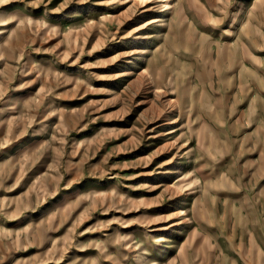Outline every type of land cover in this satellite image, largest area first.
<instances>
[{"label":"rangeland","instance_id":"rangeland-1","mask_svg":"<svg viewBox=\"0 0 264 264\" xmlns=\"http://www.w3.org/2000/svg\"><path fill=\"white\" fill-rule=\"evenodd\" d=\"M0 264H264V0H0Z\"/></svg>","mask_w":264,"mask_h":264},{"label":"bare ground","instance_id":"bare-ground-1","mask_svg":"<svg viewBox=\"0 0 264 264\" xmlns=\"http://www.w3.org/2000/svg\"><path fill=\"white\" fill-rule=\"evenodd\" d=\"M170 8H171L170 4H168L166 10L164 11V14L159 19L157 26H165L167 24L168 21L167 16Z\"/></svg>","mask_w":264,"mask_h":264}]
</instances>
